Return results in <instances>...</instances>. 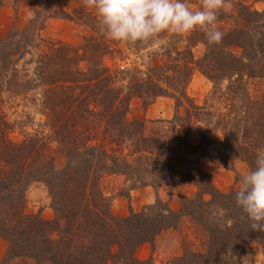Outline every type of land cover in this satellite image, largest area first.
<instances>
[{"label":"trees","instance_id":"trees-1","mask_svg":"<svg viewBox=\"0 0 264 264\" xmlns=\"http://www.w3.org/2000/svg\"><path fill=\"white\" fill-rule=\"evenodd\" d=\"M35 1L39 5L29 25L0 39V108L2 96L29 101L39 92L46 114L41 129L16 142L0 111V235L8 241L0 264H152L136 257L137 248L176 228L183 216L194 221L206 241L202 250L186 245L167 264H243L250 242L264 247V230L252 229L236 204L237 191H219L201 168L205 157L230 167L236 153L251 169L264 150V91L254 96L248 85L252 78L264 81V8L231 0L236 12L218 13L221 43L209 45L198 29L182 36L164 33L148 44L130 45L138 53L156 46L149 56L160 63L112 68L105 57L115 48L83 0ZM189 2L194 9L203 0ZM52 18L82 25V44L44 39L42 31ZM199 44L205 51L196 57ZM196 70L213 83L203 105L187 92ZM160 96L175 100L173 126L203 120L225 139L207 137L200 123L198 144L189 139L190 128L170 137L147 134L145 121L128 116L132 100L147 106ZM216 98L223 99V108L213 105ZM107 173L126 176L131 189L192 182L197 191L183 198L178 210L157 198L142 211L117 216L101 187ZM34 181L49 187L52 220L26 211Z\"/></svg>","mask_w":264,"mask_h":264},{"label":"rangeland","instance_id":"rangeland-1","mask_svg":"<svg viewBox=\"0 0 264 264\" xmlns=\"http://www.w3.org/2000/svg\"><path fill=\"white\" fill-rule=\"evenodd\" d=\"M4 5L10 7L12 14L10 18L13 25L9 28L4 36L0 30V39L5 38L9 32L14 29H25L34 15L33 7L39 4L35 0H3ZM257 9L264 8V0H242ZM2 6V7H3ZM200 2L194 5V9H199ZM1 9V7H0ZM232 12L235 11V5L232 3ZM86 31L84 27L71 20L52 18L48 21L45 29L42 31L43 38L52 41H63L72 46H80ZM112 41V40H111ZM112 47L115 51L107 54L105 62L112 68L115 67H142L145 68L149 63H160L159 57L156 59L150 57V52L156 51V46L151 47L143 52H136L129 44L125 42L112 41ZM196 57H201L205 51L203 44L197 45L195 48ZM232 50L239 53L241 49L233 46ZM85 65V63L83 64ZM251 93L258 96L264 91V81L260 78H252L248 82ZM213 83L201 71L196 70L188 85L187 92L193 98V101L199 105H203L206 97L212 90ZM4 101L0 108L1 115L7 121L9 127L10 138L16 142L22 141L26 134L41 129L42 124L46 120V114L41 104V94L37 93L36 98L32 96L28 99L11 98L8 95L2 96ZM223 99L216 98L213 105L217 109L223 108L225 105ZM159 104L156 112L147 114V111L153 104ZM172 107L173 113L170 117L158 116L159 109L166 110ZM176 103L172 97L160 96L152 104L144 106L143 100L135 98L132 100L129 110L130 119H140L146 123L147 134L157 133L158 135L170 137L172 134L183 135L190 128L189 139L193 144H198L201 140V131L196 128L198 123L206 128L203 134L207 137L223 141L225 135L221 130L211 129L205 126L203 120L196 122L192 120L191 124L182 121L180 125L173 126L169 121L176 114ZM184 115V108L181 109ZM216 119V118H214ZM230 167L224 166L220 160L213 158H202L201 168L209 175L211 183L221 192L238 191L241 187L239 173L250 170L248 164L241 157L234 153L230 157ZM131 181L122 174H105L101 179V187L103 191L111 198V210L114 215L128 216L133 211H142L148 204L156 202L157 198L168 200L174 210L181 207L183 198L191 197L197 191V187L192 182L184 183L180 186L171 187L160 185L155 188L147 185L139 188H130ZM26 211L30 214H40L47 220L55 218V211L52 207V198L50 190L46 182L34 181L27 189ZM205 198L209 199V194H205ZM182 221L176 228H169L160 232L153 242H146L140 245L136 250V257L141 260L150 259L152 264H167L170 259L181 255L184 247L189 245L194 250H202L206 239L198 230L194 221L183 216ZM8 247V241L0 235V260ZM243 264H264V247L261 243L252 241L245 248L242 256ZM115 264H125L117 262ZM220 264V263H215Z\"/></svg>","mask_w":264,"mask_h":264},{"label":"clouds","instance_id":"clouds-1","mask_svg":"<svg viewBox=\"0 0 264 264\" xmlns=\"http://www.w3.org/2000/svg\"><path fill=\"white\" fill-rule=\"evenodd\" d=\"M98 16L99 31L107 39L129 45H145L164 33L185 35L201 30L209 45L219 44L224 33L216 27L218 13L229 12L231 0H203L193 9L189 0H83ZM235 201L252 229L264 230V150L258 151L255 167L239 173Z\"/></svg>","mask_w":264,"mask_h":264},{"label":"crops","instance_id":"crops-1","mask_svg":"<svg viewBox=\"0 0 264 264\" xmlns=\"http://www.w3.org/2000/svg\"><path fill=\"white\" fill-rule=\"evenodd\" d=\"M12 14V10H10V7L3 6L0 9V30L3 31L4 36L6 32L9 30V28L13 25V22L10 18V15ZM160 106L159 104L155 103L153 104V107L148 109L147 114H152L156 112V109ZM173 113L172 107L164 109H159L158 116H164V117H170Z\"/></svg>","mask_w":264,"mask_h":264}]
</instances>
